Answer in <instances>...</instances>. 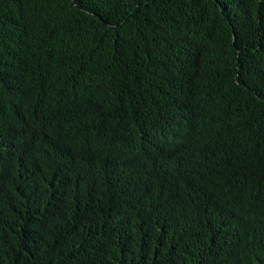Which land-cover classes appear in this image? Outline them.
Here are the masks:
<instances>
[{"label":"trees","instance_id":"obj_1","mask_svg":"<svg viewBox=\"0 0 264 264\" xmlns=\"http://www.w3.org/2000/svg\"><path fill=\"white\" fill-rule=\"evenodd\" d=\"M0 264H264V0H0Z\"/></svg>","mask_w":264,"mask_h":264}]
</instances>
